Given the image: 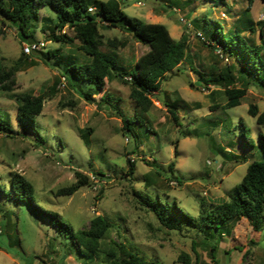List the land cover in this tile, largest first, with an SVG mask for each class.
Masks as SVG:
<instances>
[{"label":"rangeland","instance_id":"1","mask_svg":"<svg viewBox=\"0 0 264 264\" xmlns=\"http://www.w3.org/2000/svg\"><path fill=\"white\" fill-rule=\"evenodd\" d=\"M120 1L127 15L164 23L174 38L184 35L188 40L187 58L167 73L160 90L150 95L152 105L147 113L130 97V76L107 79L98 93L86 98L88 81L76 80L74 86L71 78L70 84L62 77L64 62L60 56L46 58L41 52L23 55V42L27 40L21 39L15 27L0 20V66L15 71L12 90L0 93V123L2 115H7L19 130L15 94L41 96L44 101L37 117L36 133L41 140L32 138V133L30 137H12L0 131V264H103L102 258L82 256L70 235L51 225L49 215L37 211L28 201L9 197L16 173L34 184L41 209L58 212L75 229L89 227L98 214L107 217L113 223L104 237L107 246L122 243L162 264H264V220L259 232L241 219L230 225L231 235L217 230L205 238L196 228L185 226L177 231L164 227L135 193L160 195L169 202L176 200L186 212L196 216L202 199L207 204L227 200L228 192L242 181L248 164L264 158L260 143L264 124L257 122L258 115L264 112V84L256 78L258 84L248 85L239 105L212 110L215 104L222 106L227 102L224 87L216 83L219 72L231 67L239 78L234 86L243 87L240 71L246 58L242 52L238 59L233 49L230 55L218 46L215 50L198 36V32L212 31L215 24L225 26L230 33L229 29L237 24L246 38L261 43L264 2ZM90 7L93 12L95 6ZM47 9L41 10L32 40L46 42L44 53L61 46L49 39L57 28L50 23ZM205 13L208 21L204 20L196 30L194 20L203 19ZM100 30L106 41L127 43L124 47L106 48L116 50L128 66L149 50L119 28L101 26ZM66 31L71 32L67 26L62 32ZM76 42L62 45V53L88 60L76 48L79 40ZM200 73L208 83L202 82ZM102 96L134 118V130H123L120 115L102 101ZM171 102L178 103L174 110L180 125L166 105ZM251 105H256L257 116L249 113ZM242 122L249 129L254 146L242 142ZM230 155L240 157L230 159ZM128 159L135 164L132 175ZM77 172L87 177L88 183L73 194L57 195L58 189L80 179ZM213 244L217 246L215 251L211 249Z\"/></svg>","mask_w":264,"mask_h":264},{"label":"trees","instance_id":"2","mask_svg":"<svg viewBox=\"0 0 264 264\" xmlns=\"http://www.w3.org/2000/svg\"><path fill=\"white\" fill-rule=\"evenodd\" d=\"M254 1L249 0V3L252 4ZM91 5L95 6L93 12L89 11ZM44 7H47L46 11L51 13L50 23L57 28V31L50 34L49 39L61 46L48 50L46 53L43 50L37 52H41L46 58L47 56L48 58L60 56L64 62L61 76L68 79L70 84L72 81L75 86L76 80L88 81L90 86L84 93L86 98L98 93L107 79L128 75L131 84L130 97L143 112L147 113L148 107L152 105L150 95L160 90L165 75L187 58L188 40L186 36L183 35L180 39H176L164 23H151L142 18L127 15L120 0H0V20L4 25L15 27L23 41H32L34 32L38 28L37 21L41 18V10ZM204 20L208 21L206 13L203 19L194 20V28L199 30ZM260 23L264 24V22ZM66 26L71 32H62ZM101 26L119 28L131 34L139 42L147 45L149 50L142 54L135 64L128 66L123 63L116 50L106 48L107 45L113 48H117L118 45L124 47L127 43L117 39L106 41L100 30ZM249 28L251 31L255 29L252 25H249ZM229 32L227 33L225 26L215 24L212 31L202 33L203 41L209 46L220 47L229 55L235 50L238 59L240 53L245 54L246 62L241 63L240 71L245 85L243 87L234 86L239 78L233 75L231 67L221 69L216 83L224 87L227 102L222 106L215 104L212 110L237 106L241 103V98L246 95L249 84L257 85V79L264 84V39L259 44L249 40L242 34L237 24L232 26ZM261 36L264 38L262 29ZM76 40H79L76 48L88 56V60L80 61L77 57H67L62 53V45H76ZM218 47H215V50ZM23 55L26 56L24 52ZM14 75V69L6 70L0 66V93H8L12 90ZM70 78L71 81H69ZM200 79L208 83L202 73H200ZM15 98L18 103L16 120L19 130L14 128L10 117L2 115L0 131L12 137L19 134L29 136L32 133L34 134L32 138L34 137L37 141L41 140L40 134L37 135L36 132H38L37 117L43 110V98L27 93L15 94ZM102 101L118 112L123 121V130L127 132L134 130L135 120L132 116L120 110L118 105H112L104 96H102ZM166 105L173 113L174 120L180 125L174 110L178 103L171 102ZM257 112L256 105H251L249 113L257 116ZM220 121L224 122L225 119ZM257 122L264 124V112L258 115ZM241 124L242 142L246 146H254L253 140L249 138V129L243 122ZM260 143L264 150V134H260ZM231 155L228 158L239 159L240 157ZM128 164L129 174L132 175L135 164L131 159H128ZM173 168L174 162L172 161L169 164L171 172ZM77 173L80 179L70 186L58 189L57 195L73 194L88 183L87 177ZM35 191L34 184L28 178L16 173L11 180L9 197L15 201H28L34 209L49 215L51 225L61 233L69 234L82 256L102 258L103 264H162L154 258L140 255L122 243L107 246L104 237L108 229L113 227V223L107 217L98 214L91 219L89 227L75 229L58 212L41 209L36 202ZM135 193L141 198L144 206L155 214L160 224L170 230L181 231L186 226L188 229H198L205 238L211 237L213 231L217 230H225L231 235L230 225L246 219L251 228L259 232L264 220V158L248 164L242 181L228 192L227 200L207 204L202 199L199 213L196 216L186 212L176 200L169 202L164 201L160 195L154 197L149 193L143 194L139 191ZM216 248V244L211 246L212 251ZM247 254L246 251L243 260Z\"/></svg>","mask_w":264,"mask_h":264},{"label":"built area","instance_id":"3","mask_svg":"<svg viewBox=\"0 0 264 264\" xmlns=\"http://www.w3.org/2000/svg\"><path fill=\"white\" fill-rule=\"evenodd\" d=\"M90 10H92V7H89ZM182 21H186L183 17H181ZM198 36L202 37L204 39V36L201 32H198ZM46 42L43 40H34V41H26L23 42V52L26 55H30L34 52H37L39 50H42L45 46Z\"/></svg>","mask_w":264,"mask_h":264}]
</instances>
